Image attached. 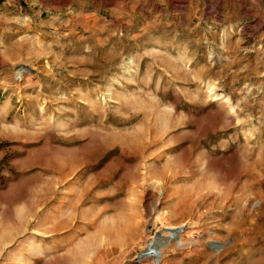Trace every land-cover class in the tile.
<instances>
[{
  "label": "rangeland",
  "instance_id": "obj_1",
  "mask_svg": "<svg viewBox=\"0 0 264 264\" xmlns=\"http://www.w3.org/2000/svg\"><path fill=\"white\" fill-rule=\"evenodd\" d=\"M0 264H264V0H0Z\"/></svg>",
  "mask_w": 264,
  "mask_h": 264
},
{
  "label": "bare ground",
  "instance_id": "obj_2",
  "mask_svg": "<svg viewBox=\"0 0 264 264\" xmlns=\"http://www.w3.org/2000/svg\"><path fill=\"white\" fill-rule=\"evenodd\" d=\"M173 232V231H172ZM173 233H175V232H173ZM171 235V234H170ZM170 235H166V236H164V237H169ZM156 243H157V246H156V248L155 247H152V249L150 250V252H148L147 254H144V255H141V256H139V258H141V257H143V256H146V257H151V258H153L156 262L158 261V259H159V257H160V248H159V239H155L154 240Z\"/></svg>",
  "mask_w": 264,
  "mask_h": 264
},
{
  "label": "water",
  "instance_id": "obj_3",
  "mask_svg": "<svg viewBox=\"0 0 264 264\" xmlns=\"http://www.w3.org/2000/svg\"><path fill=\"white\" fill-rule=\"evenodd\" d=\"M180 229V226H176V227H174L173 228V230H171V231H173V232H177V230H179ZM159 238V236H154L148 243H147V245H146V247L143 249V250H141V251H139L138 252V255L140 256V255H144V254H147L148 252H150V250L152 249V247H155L156 248V246H157V243L154 241L156 238ZM157 238V239H158Z\"/></svg>",
  "mask_w": 264,
  "mask_h": 264
}]
</instances>
